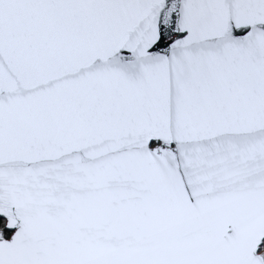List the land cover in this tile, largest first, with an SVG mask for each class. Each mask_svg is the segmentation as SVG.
Instances as JSON below:
<instances>
[{
  "label": "snow or ice",
  "instance_id": "snow-or-ice-1",
  "mask_svg": "<svg viewBox=\"0 0 264 264\" xmlns=\"http://www.w3.org/2000/svg\"><path fill=\"white\" fill-rule=\"evenodd\" d=\"M0 264H264V0H0Z\"/></svg>",
  "mask_w": 264,
  "mask_h": 264
}]
</instances>
